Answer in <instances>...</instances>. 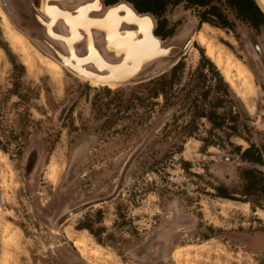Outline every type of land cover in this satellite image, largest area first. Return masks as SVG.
<instances>
[{
    "label": "rangeland",
    "instance_id": "obj_1",
    "mask_svg": "<svg viewBox=\"0 0 264 264\" xmlns=\"http://www.w3.org/2000/svg\"><path fill=\"white\" fill-rule=\"evenodd\" d=\"M183 9L189 8L179 5L168 14L169 24L174 25L172 35L188 19L194 22L193 15L200 12ZM206 18L197 26L191 48L173 77L171 70L166 73V95L158 93L155 98L154 83L109 87L75 77L19 31L0 3V264H67L51 244L54 226L63 223L66 213L53 223L66 210L111 194L124 162L163 115L164 124L132 165L118 196L72 218L69 224L74 229L84 227L102 254L109 251L118 264H131L129 247L139 243L163 216V210L161 215L154 210L155 204L161 209L173 199L210 206L206 202L214 195L211 184H218L227 188L230 200L248 201L264 211V176L255 173L256 185L250 189L244 188L240 177L245 168L264 174L263 163L236 160L239 151L257 149V140L264 142V65L260 66L242 35L241 28L248 26L236 21V28L223 27L211 16ZM260 36L264 38V33ZM202 55L223 75L228 96L215 90L214 72L195 70ZM205 93L208 96L203 99ZM67 103L59 121L58 112ZM210 112L217 114L212 119L198 115ZM34 142L42 146L43 163L36 174L30 158L27 169L36 176L29 181L23 173V156ZM195 145L200 146L198 159L181 160V150L191 151ZM218 156L231 160L224 182L190 175L201 169L206 175V169L223 162ZM76 158L77 166L71 170ZM185 190L198 195L187 199ZM56 196H66L69 204L58 199L47 211ZM254 212V207L215 208L217 225L200 221L193 243L212 237L238 244L229 232L259 234L264 239V213ZM249 248L255 263L264 264V242ZM90 253L87 249L84 256ZM72 256L80 260L75 253ZM145 257L138 259L144 262Z\"/></svg>",
    "mask_w": 264,
    "mask_h": 264
},
{
    "label": "crops",
    "instance_id": "obj_2",
    "mask_svg": "<svg viewBox=\"0 0 264 264\" xmlns=\"http://www.w3.org/2000/svg\"><path fill=\"white\" fill-rule=\"evenodd\" d=\"M213 63V62H212ZM215 63V62H214ZM216 67V64H214ZM199 67V66H198ZM198 67L195 69L197 70ZM218 69V68H217ZM206 71V69H205ZM223 77V75L221 74ZM224 79V77H223ZM225 80V79H224ZM226 82V80H225ZM227 83V82H226ZM228 84V83H227ZM229 87V85H228ZM229 89V88H228ZM203 99L207 98V93L202 95ZM218 109V108H217ZM211 113V112H210ZM213 113V112H212ZM205 114V113H204ZM209 114V113H208ZM214 114V113H213ZM217 114V113H215ZM207 114H205V117H202V119H206ZM188 144V143H187ZM185 146H187L185 144ZM200 148V146H199ZM199 148L197 145L194 146V149H191V151L182 149L181 152L178 154L181 160L183 161H194L197 160L199 155H201L199 152ZM198 150V152H197ZM245 150V149H244ZM244 150L239 151L238 153L241 154ZM199 153V154H198ZM173 155V156H178ZM240 159V156H236V160ZM218 160H223V158L220 159V157H217ZM242 160V159H241ZM231 161V160H229ZM224 161L221 164H217L216 167L213 169H206V172L203 174V169L201 170H192L193 173L190 174L193 176V178L202 179L206 176H210L215 182H224L226 180L225 175L227 173V167L228 162ZM246 161V160H243ZM251 163V161H250ZM252 168V167H250ZM229 169V168H228ZM248 169V168H247ZM190 170V169H189ZM134 175V173H133ZM205 176V177H204ZM132 177V176H131ZM216 182V183H217ZM215 183V184H216ZM167 185V184H166ZM211 188H213L214 195L210 196L209 202L207 201L206 204H210V206H199L196 207L197 203H192L191 201L185 202L184 200H173L170 199L167 201L168 203L162 205L161 209L159 205L155 204L156 209H154L159 215H161V212L163 210V216L158 217V223L155 227H153L151 230H148L147 233H145V236L139 239V243L130 246L127 255L130 259L131 264H256L255 259H253V254L249 250V246H259L261 242H264V239L260 236H257L259 234H254V236H249L247 234L239 233L238 232H229L231 234H235L236 240L238 241V244H230L229 241H226L224 239H217V238H206L199 240V243H193V233L198 227V224L200 221H203L206 225H217V217L214 216L215 208L220 207L222 209V206L230 205V207L234 208H241L243 207L244 210H248L249 207L251 210H253V207L257 210V212H254V214H259L260 212H263L260 208L257 206L250 204L248 201L246 202H240L237 200H230L227 198H220L216 196V189L220 185L213 186L211 184ZM169 188V186H167ZM167 188L164 189V192H168ZM249 191V190H248ZM247 191V192H248ZM187 193L185 196L186 198H191L190 195H198L197 192H189L184 191ZM152 193H154L152 191ZM162 193V192H161ZM244 195L245 192L243 191ZM250 193V192H249ZM159 196V194L157 195ZM61 200V203L63 205L69 204V199H67L66 196H56L54 197V201L51 202V204L47 207V211L51 209V207L57 202ZM215 200H218L219 202H215ZM159 207V209H157ZM214 208L211 209L209 208ZM197 209V210H195ZM175 214L176 223L178 226L181 224L187 223V225H184L183 228L172 230L170 232H161L159 237L163 235L162 237L158 238V240H154L153 243L151 242L149 244V247L147 248V254L145 257V261H141V259H138L134 255L135 249L138 248L141 244H143L146 240H148L150 234H152L154 231L159 230L166 222H168L172 215ZM189 215L192 217L188 221L185 219ZM178 218V219H177ZM187 221V222H186ZM182 227V226H180ZM228 228V227H226ZM88 231L83 227V229H74L69 222L62 225L58 232V238H57V244L61 245L62 248H64L66 251L71 250L70 254H76L77 257L80 258V260L86 264H109L110 261L111 264H118L115 260L114 253H110L109 251L102 252V249H100L93 241V239H89L90 235L87 233ZM168 233V234H167ZM228 233L224 232V235ZM167 234V236H166ZM241 235V236H240ZM165 236V237H164ZM226 237H228L226 235ZM164 238V239H163ZM137 240V239H136ZM53 249L56 248V244L51 242ZM68 244V245H67ZM68 246H70V250L68 249ZM151 246V247H150ZM55 247V248H54ZM249 248V249H247ZM57 249V248H56ZM55 249V252L57 255H59L58 251ZM87 249L93 253H90L89 256H84ZM74 250H76L74 252ZM236 254V255H235ZM252 254V255H251ZM105 255V256H104ZM60 256V255H59ZM104 260H103V258ZM257 256V255H255ZM61 257V256H60ZM61 259L67 263L62 257ZM112 259V260H111ZM253 261V262H251ZM68 264V263H67Z\"/></svg>",
    "mask_w": 264,
    "mask_h": 264
},
{
    "label": "water",
    "instance_id": "obj_3",
    "mask_svg": "<svg viewBox=\"0 0 264 264\" xmlns=\"http://www.w3.org/2000/svg\"><path fill=\"white\" fill-rule=\"evenodd\" d=\"M254 1L264 14V0H254ZM0 3L3 6L4 10L10 16L14 26L19 31H21L23 34H25L44 53L45 51L42 49V46L40 45L41 42L37 43V44H36V42H34L35 37L32 36V31L25 29L24 27H21L20 24L18 23V21L15 17V14L12 11V7L9 4V3H11V0H0ZM79 3L80 2L78 0H75L73 5H63L62 7L76 8L79 5ZM101 3H102L103 12L104 11L106 12L107 10L109 11V9H112L114 11V10H117V8H118V10H120V7L121 6L123 7V4H126L129 7H132L137 15L149 16V18H151L152 21H154V27L152 26V28L148 32V35L152 36V34H153V36H154V29L156 27V22H155L156 20H155V18H153V15H151L149 13L148 14L147 13H141L140 14L133 7V5H131L127 1H119L116 4L110 5V6H106L103 0ZM33 11H36V13H37V9H35ZM120 13H121V11H120ZM140 24H141L140 22L133 23L132 25H129L130 28L128 27V30L129 29L133 30L132 38L130 40L132 45H130V46L126 42L123 43L126 32L128 31L127 28L125 26H123L122 29L120 30V33L118 34V36L121 40H117V42H116L115 40H112V39L106 40L103 38L101 43H98L99 44L98 46H96V44H93V48L95 50L89 51L88 42L84 39L83 36H81V39L78 40L79 44L77 46V49H74L77 51L78 55L76 53H73L74 57L69 58L70 62L67 64H66V62H62L60 59L59 60L57 59L56 61L57 62L59 61V64L65 70H67V72H69L73 75L75 74V76H77L79 79H82V80L87 81V82H95L101 86H115V87L139 85V84L149 82L150 80L156 79L159 76H161V75L167 73L169 70H171L179 62V60L185 55V53L187 52L189 47L192 45V43H193L192 36L194 37L195 32L197 30V26H198V23L195 21L194 22L192 21L191 24L189 25L190 29L187 31L186 37H188L191 40V42H190V46L188 47V49L185 48L184 51L167 55L166 51L163 50V47L161 45H159V47L157 45V47L148 48V46H146V44H144V42H141L140 39L142 37H144L145 34L143 33L141 26H138ZM183 29H185V28H182L181 30H183ZM90 31L93 32L95 30H90ZM241 31L243 32L245 38L248 40L249 44L252 42L250 45L255 46V42H257L258 40H257V38H255L254 35H252L251 31L246 27H242ZM98 32L101 34H104L103 31H98ZM68 33L69 32H67V35H68ZM78 34L84 35V33L82 31L79 32ZM176 35H177V32H175L171 37L166 39L167 41H165L164 43H166L170 40H173V38H175ZM69 37H70V34H69L68 38ZM91 37H92V35H91ZM154 38L156 39L157 37L154 36ZM58 41L63 42L62 51L68 50L67 45H64V41L62 39H60ZM81 41L84 43L80 44ZM75 45H77V44H74L73 46H75ZM151 52H153V53H151ZM65 54H68V53H65ZM92 54L98 56L99 60L97 57H93ZM48 55L52 58V56L50 54H48ZM257 60L259 61L258 58H257ZM259 62L262 65L261 61H259ZM69 104L70 103H67L65 106H63L62 109L60 110V112L65 113V111L69 107ZM164 122H165V116L163 115L155 123V125L150 129V131L145 136V138L141 141V143L138 144L135 147V149L131 152V154L129 155V157L127 158L126 162L123 165V168L121 170L120 176H119L118 181H117V184H116L114 190L111 192V194H109V196L107 195V197L105 196V198H102L101 200L97 199L96 201H92L87 206H85L86 208L93 206V205L108 202L117 196V194L120 192V190L125 186V178H126V175L129 171L132 163L134 162V160L136 159L138 154L143 150V148L156 135V133L158 132L160 127L164 124ZM256 146L259 149V151L263 157V160H264V142L257 140ZM73 160H72V164L70 167V169L72 168V170L76 168L77 162L79 159L76 158L75 162H73ZM257 168H259V167L257 166ZM262 170L264 171V168H262ZM85 207H83V208L81 207V209L74 214H77L78 212L86 209ZM175 216L176 215L173 214L171 219L168 222H166L164 224V226H162L159 230L154 231L152 234H150L148 240H146L141 245L148 246L151 242L158 239L157 237H159V234L161 232L165 233V232H170L172 230L174 231V230L183 228L184 226L182 224L180 225L182 227L177 225L176 220H175ZM187 216H189V215H187ZM191 218L192 217H190V216L189 217L185 216V219L187 221ZM56 235H57V232L55 233V236L52 237L53 238L52 242L54 244H56L57 249L55 247L54 248L58 251L59 255L68 264H72V263L85 264L81 260L72 256V254H69V252H67L64 248H62L61 245H58Z\"/></svg>",
    "mask_w": 264,
    "mask_h": 264
},
{
    "label": "bare ground",
    "instance_id": "obj_4",
    "mask_svg": "<svg viewBox=\"0 0 264 264\" xmlns=\"http://www.w3.org/2000/svg\"><path fill=\"white\" fill-rule=\"evenodd\" d=\"M78 1L80 3L76 8H65L62 6L69 5L67 4V0H43L42 7L40 10H37V13L36 11H33L37 8L35 7L32 0H11V3L9 4L11 5L12 11L14 12L15 17L18 23L20 24V26L32 31V36L35 37L34 38L35 40L33 39L34 42H36V44L41 42L40 45L42 46V49L46 52V53L44 52V54H46L47 57L52 59L58 65L60 64L59 61L58 62L56 61L57 59L58 60L60 59L62 62H66L67 64L70 62L69 58L74 57L73 53L77 54V51L74 49H77V46L79 44L78 40L81 39V36H83L84 39L88 42L89 51H91V50H95L93 48V44H96V46H98L99 45L98 43H101L103 38L106 40L112 39L115 40L116 42L117 40H121L118 34L120 33L122 27L125 26L128 30L129 25L138 22L141 23L138 26H141V29L145 34V36L142 37L140 40L141 42H144V44H146L148 48L151 47L154 48L157 47V45L159 47V45H161L163 47V50H165L167 55H169L172 53L184 51L185 48L188 49V47L190 46L191 40L188 37H186L187 36L186 33L190 29L189 25L192 22L191 19H188L187 24L181 26L177 30V35L175 38H173V40L164 43L167 40L163 41L155 34L154 36L157 37L156 39L154 38L153 34L152 36L148 35V32L150 31L152 26L154 27V21H152V19L149 18V16L137 15L136 12L133 10V8L129 7L126 4H123V7L121 6L120 10H118L117 8V10L114 11L112 9H109V11L107 10L108 12L107 11L103 12L102 3H101L102 0H78ZM182 28L185 29L181 30ZM90 30H95L96 32L95 31L91 32ZM81 31L84 33V35L78 34ZM98 31H103L104 34H101ZM67 32H69L68 35ZM69 34L70 37L68 38ZM132 34H133V30L129 29L126 32L123 43L126 42L127 44H129V46L132 45L130 41L132 38ZM192 38H193L192 40L194 41L193 36ZM60 39L64 41V45H67L68 50L63 49L64 51H62L63 42L58 41ZM83 43L84 42L82 41L80 42V44ZM74 44L77 45L73 46ZM252 49L255 53V56L259 59V61H261L262 65H264V48L257 41L255 42V46L252 45ZM48 54H50L52 58ZM92 56L98 58V56L96 55L92 54ZM219 58L217 59V61H219ZM61 68L63 67L61 66ZM90 83L94 85H99L95 82H90ZM109 87H115V86H109ZM89 203L91 202L83 204L82 206L77 207L73 210L66 211L62 215H60L58 219L55 220L53 225H55V223L58 220H60V218L65 213L66 214L64 215V217L66 216V219L63 221V223H60L58 228L54 226L55 232L58 233L59 231L58 229H60L62 224H64L67 220L71 219L72 217L76 216L77 214L74 213L79 211L81 207L83 208L87 206ZM162 236L163 235H161L160 237ZM148 247L145 245L140 247L139 250L136 251V256L144 257L147 254L146 251Z\"/></svg>",
    "mask_w": 264,
    "mask_h": 264
},
{
    "label": "flooded vegetation",
    "instance_id": "obj_5",
    "mask_svg": "<svg viewBox=\"0 0 264 264\" xmlns=\"http://www.w3.org/2000/svg\"><path fill=\"white\" fill-rule=\"evenodd\" d=\"M32 1L34 3L35 7L37 8V10H40L42 7V0H32ZM103 1H104L106 6L114 5L119 1H127L131 5H133V7L140 14L141 13H147V14L149 13V14L153 15V17L156 20V27L154 29V34L157 37L161 38V40H163V41H165L167 39V37H171L173 30H174V27H173L174 25L169 24L168 14H171L172 10L175 7L182 5L185 9L189 8V9H187L188 11L191 10L190 8H193L194 10L200 11L199 15H195V14L193 15L194 19H195V21H197L198 25H201L203 23V19L206 16L207 17L211 16L212 18H214L218 22H220V19L216 18L214 12L221 13V15H222L221 21L223 23L222 24L219 23V24L223 27H229V28L235 27L236 28V21H239V22L245 24L246 26L249 27V28L248 27L247 28L252 32V35H254L255 38H257L259 44L264 48V38L260 36L261 33H264V14L260 10V8L257 6V4L255 3L254 0H252V1H253L254 5L257 7V9L259 10V12L262 14L263 18L261 16H259L258 13H256L255 9L242 8L241 7L242 2L244 3L245 0H211V2H209L207 5H204V6L201 5L203 0H103ZM74 2H75V0H67V4H69V5L73 4ZM224 9L229 10L231 12L232 16H229V14H226ZM187 10H184V11L186 12ZM209 11H212V12L209 13ZM185 12H183V14ZM206 13H208V14H206ZM190 14H192V13H190ZM204 15H206V16L204 17ZM242 35L244 36L243 32H242ZM245 40H246L247 46L249 48L248 40L246 38H245ZM180 62H181V60H179L178 64ZM250 64H251V67L253 68L254 66H253V63L251 61H250ZM64 114L65 113H61L59 111L58 115H57V119L59 121L62 120ZM153 138L149 141V143L153 140ZM149 143L138 154V156L136 157V159L134 160L132 165H134L135 162L141 157V155L146 150ZM249 148H251V147H249ZM249 148H247V149H249ZM257 151H258V153H256L253 150L252 153L254 154L255 161H251V162H254V163H260L261 162L264 165L263 157H262L258 148H257ZM238 155L240 156V154H238ZM30 158L33 159V162L35 161V163H34L35 166L33 167V169L37 167V169H36L37 170L36 174H37L38 171L40 170L41 166H42V163H43V152H42V146H41L40 142L32 143L23 156V173L29 181L33 180L36 176V174L31 175L30 171L27 169L28 161L30 160ZM240 159H241V156H240ZM132 165H131L130 169L132 168ZM122 168H123V166L120 169V173H121ZM130 169H129V171H130ZM129 171H128V173H129ZM120 173H119V176H120ZM255 173H258L259 176L260 175L264 176V174L257 172L255 169L245 168L240 172V177L244 181L243 182L244 188L250 189L251 187L256 185ZM119 176H118V178H119ZM218 187H223V186L220 185ZM223 188H225V187H223ZM262 188H263V186H262ZM225 189L227 190V188H225ZM118 194H117V196H118ZM1 198H3L2 194H1ZM102 198H105V197H102ZM98 199H101V198H98ZM79 205H81V204H79ZM79 205H77V206H79ZM77 206H75V207H77ZM75 207H70V209L75 208ZM90 207H92V206H90ZM90 207H88V208H90ZM88 208H86V209H88ZM86 209L78 212L77 215H79L80 213H82ZM74 217H72V218H74ZM71 219L67 220L65 223L69 222ZM64 224H62V225H64Z\"/></svg>",
    "mask_w": 264,
    "mask_h": 264
},
{
    "label": "trees",
    "instance_id": "obj_6",
    "mask_svg": "<svg viewBox=\"0 0 264 264\" xmlns=\"http://www.w3.org/2000/svg\"><path fill=\"white\" fill-rule=\"evenodd\" d=\"M209 2H211V0H203V2L201 3L202 6L204 5H207ZM242 8H246V9H255L256 10V13H258L259 16H262V14L259 12V10L257 9V7L254 5L253 1L252 0H245L244 3L242 2ZM214 10V9H213ZM215 11V10H214ZM213 11V12H214ZM251 11V10H250ZM212 12V11H209V13ZM208 14V13H206ZM215 16L217 19H220V24H222L223 22L221 21V18H222V15L221 13H216L214 12ZM206 15H204L205 17ZM207 17V16H206ZM204 18L203 19V22L206 21L207 18ZM179 64L177 63L172 69H171V75L173 77L174 73L176 72L177 68H178ZM209 69V71H212L214 72L215 76L214 78L217 80V84L215 86V90L216 91H220L222 90L223 93H225L226 96H228V84L225 82V80L223 79V77L221 76V74L219 73V71L217 70V68L212 64V62L210 60H208L207 58H205L204 55L201 56V63L198 67L199 71H204L205 69ZM168 75L165 73L161 76H159L158 78L156 79H153V80H150L149 83H154L157 85L156 87V90L153 92V95L155 96V98H157L158 96V93L162 96H165L166 95V88H167V83H168V79H167ZM172 80V79H171ZM169 80V81H171ZM200 117H205L204 113H200L198 114ZM215 114L213 113H209L206 115V117L208 119H212L213 116ZM253 150L258 153L257 149L254 147V146H251V148L249 149H246L245 151H243L240 156H241V159L242 160H246V161H255V157H254V154L252 153ZM239 151V150H238ZM216 196L217 197H220V198H227V199H233L230 197V195L228 194L227 190L223 187H218L216 189Z\"/></svg>",
    "mask_w": 264,
    "mask_h": 264
}]
</instances>
